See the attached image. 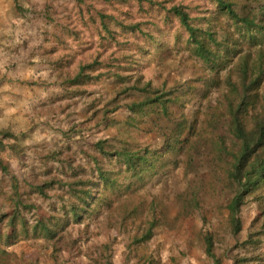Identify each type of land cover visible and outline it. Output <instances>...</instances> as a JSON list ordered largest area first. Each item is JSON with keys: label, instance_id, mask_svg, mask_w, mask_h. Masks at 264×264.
<instances>
[{"label": "rangeland", "instance_id": "1", "mask_svg": "<svg viewBox=\"0 0 264 264\" xmlns=\"http://www.w3.org/2000/svg\"><path fill=\"white\" fill-rule=\"evenodd\" d=\"M173 6L228 41L226 66ZM241 26L213 0H0V264H264V181L228 207L236 65L264 57Z\"/></svg>", "mask_w": 264, "mask_h": 264}, {"label": "trees", "instance_id": "2", "mask_svg": "<svg viewBox=\"0 0 264 264\" xmlns=\"http://www.w3.org/2000/svg\"><path fill=\"white\" fill-rule=\"evenodd\" d=\"M213 1L217 4L221 13L233 20L234 24L242 25L240 28L245 29L251 46H258L260 44L257 43L259 38L256 34L259 33L261 34V38H264V19L261 16L260 20L256 22L258 15H253L252 11L245 13V15H240L233 7V1ZM171 11L180 19L182 25L189 32L188 41L192 53L201 58L214 70L221 68V65L226 66V62L230 60L228 49L230 45L228 41L226 39L220 41L217 37V32L212 29H202L199 26H194L189 13L182 6H173ZM262 12L264 16V5ZM250 57L251 52H248L247 55L241 57L239 64L236 65L242 80V94L236 106L234 103H231L229 112L232 115L231 131L241 141L240 151L234 155L235 162L229 171L230 178L236 184V193L228 205L229 209L233 212H236L240 208L245 196L264 181V112L252 115L254 124L250 131L245 129L241 119L242 115H240L243 113L248 114L250 106L256 105L259 99L257 89L264 81V57L262 50L258 49L257 60L252 65L248 60ZM234 87L237 89V86ZM153 102H162L161 104L164 106L165 101L162 100V96H157L151 98L149 101L142 102L138 106L142 107ZM0 144H2L1 141ZM255 153L256 155L254 156ZM117 154L131 156L128 151L118 152ZM131 163L132 161L129 160V164ZM234 223L236 224L235 221ZM41 224L42 229L45 231V236L52 237L54 234L53 230L43 222ZM234 229L239 230L238 222L234 226ZM208 252L210 253L209 249Z\"/></svg>", "mask_w": 264, "mask_h": 264}]
</instances>
